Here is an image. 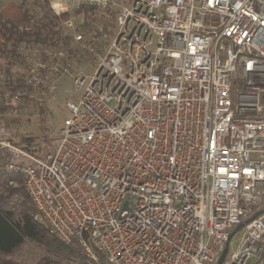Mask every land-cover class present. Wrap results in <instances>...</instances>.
<instances>
[{"label": "built area", "instance_id": "2783aa9c", "mask_svg": "<svg viewBox=\"0 0 264 264\" xmlns=\"http://www.w3.org/2000/svg\"><path fill=\"white\" fill-rule=\"evenodd\" d=\"M46 1L51 41L0 54V172L38 221L94 264H264V0ZM85 54L56 148L18 145L16 86Z\"/></svg>", "mask_w": 264, "mask_h": 264}, {"label": "rangeland", "instance_id": "374dc122", "mask_svg": "<svg viewBox=\"0 0 264 264\" xmlns=\"http://www.w3.org/2000/svg\"><path fill=\"white\" fill-rule=\"evenodd\" d=\"M10 2H23L35 20L42 19L51 13L46 0H0V8ZM94 64V60L88 54L82 55L79 59L73 58L70 72L63 77L54 94H47L42 90L27 86H24L23 89L17 88L16 91L20 93V99L13 105V109L16 111L11 117H5L9 136L16 142L32 138L35 142L40 143L43 149H55L58 144V130L67 115L66 103L70 99H78L79 96V92L75 90L72 76L76 71L92 72ZM14 68L20 70L19 67L15 66ZM16 179V184L12 186H20L21 182L24 186L22 176ZM22 200L23 197L19 193L10 195L4 189H0L1 209L18 213ZM238 235L239 232L233 237L231 246L236 245ZM71 246L74 249L82 250L76 241ZM86 258L84 254L81 257L70 255L52 240L26 236L13 253H0V264H94L87 256ZM99 258L100 264H107L105 260L103 262L100 255Z\"/></svg>", "mask_w": 264, "mask_h": 264}, {"label": "trees", "instance_id": "16d2710c", "mask_svg": "<svg viewBox=\"0 0 264 264\" xmlns=\"http://www.w3.org/2000/svg\"><path fill=\"white\" fill-rule=\"evenodd\" d=\"M50 12L44 18L35 20L23 2H10L2 8L0 11V54L5 52L6 42L12 39L49 43L57 33V16L52 10ZM78 12H85L89 15L91 8L83 6ZM24 86L20 83L16 87L23 89ZM16 143L21 146H33L39 150L43 149L41 144L32 138H25ZM10 178H19V175L0 172V189H4L10 195L19 193L23 200L18 213L0 208V253H13L25 237L29 236L52 240L70 255L81 257L84 254L82 250L74 249L71 244H64L49 235L44 224L36 219L35 207L22 182L20 181L21 185L17 187L8 185ZM100 256L104 262V256L102 254ZM84 257L86 258L85 254Z\"/></svg>", "mask_w": 264, "mask_h": 264}, {"label": "water", "instance_id": "95a60500", "mask_svg": "<svg viewBox=\"0 0 264 264\" xmlns=\"http://www.w3.org/2000/svg\"><path fill=\"white\" fill-rule=\"evenodd\" d=\"M243 225H244V223L240 224V225H239V226H238V227L232 232L231 237H233V236L235 235V233L239 230V228H241ZM227 252H228V244H227L225 250L223 251V254H222V256H221V258H220L218 264H221V263H222V261L224 260V258H225V256H226Z\"/></svg>", "mask_w": 264, "mask_h": 264}, {"label": "crops", "instance_id": "0c3cea01", "mask_svg": "<svg viewBox=\"0 0 264 264\" xmlns=\"http://www.w3.org/2000/svg\"><path fill=\"white\" fill-rule=\"evenodd\" d=\"M6 5H7V4H6ZM6 5H5V6H6ZM5 6H2V7L0 8V11H1V9L4 8Z\"/></svg>", "mask_w": 264, "mask_h": 264}]
</instances>
